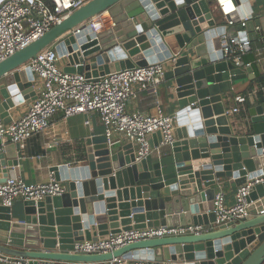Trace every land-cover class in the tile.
Listing matches in <instances>:
<instances>
[{
  "label": "water",
  "instance_id": "1",
  "mask_svg": "<svg viewBox=\"0 0 264 264\" xmlns=\"http://www.w3.org/2000/svg\"><path fill=\"white\" fill-rule=\"evenodd\" d=\"M239 1L250 13L244 28L255 34L260 20L252 16L247 0ZM104 11L115 26L94 31L89 22ZM76 27L80 31L73 33ZM227 28L214 0H89L0 61L5 123L11 121L9 109L34 98L37 77L25 65L48 47L66 59L64 72L86 77L164 63L169 69L163 76L178 107L176 140L158 157L136 161L132 143L118 147L104 134L87 138L82 165L50 169L64 183L63 194L24 201L19 220H13L11 207L0 205V252L28 259L27 264L115 257L135 263L264 264V181L250 192L248 217L208 232L140 240L103 254L69 252L74 242L96 241L121 230L208 226L216 218L212 209L218 180L241 186L264 179V101L249 107V120L237 126L224 113L233 86L255 78L252 67L237 68L224 59L221 36ZM244 28L236 27L241 37ZM18 155L15 144L0 145V182L18 166ZM114 196L125 199L118 204L119 213L110 204Z\"/></svg>",
  "mask_w": 264,
  "mask_h": 264
},
{
  "label": "built area",
  "instance_id": "2",
  "mask_svg": "<svg viewBox=\"0 0 264 264\" xmlns=\"http://www.w3.org/2000/svg\"><path fill=\"white\" fill-rule=\"evenodd\" d=\"M87 1L89 0H49L47 3L44 0H0V61L38 39ZM214 5L218 14L226 20L227 27L244 28L250 19L245 4L239 0H214ZM99 16L89 22V26L94 31L99 30ZM79 31V27L73 29V33ZM221 38L226 61L237 68L251 67V63L242 60L244 55L252 52L247 39L240 38L236 33L228 34L226 31ZM254 52L259 60L262 50L256 49ZM60 59L56 50L48 47L26 63L25 67L37 77L33 84L35 95L27 110L18 119L5 123L0 114L1 145L13 143L23 147L31 136L49 128L51 117L59 110L63 111L65 117L98 113L107 142L111 143V138L115 134L122 135L133 144L136 161L146 158L154 149L159 150L175 142V119L163 113L159 106L152 114L126 111V102L136 94L135 86H138L140 91L156 93L165 72L164 63L113 71L97 77H86L83 74L64 72L59 66ZM233 100L235 105L224 111L227 116L244 109L243 96L236 95ZM155 133H160L161 139L152 149L147 137ZM263 181L262 177H258L238 186L230 203L226 202L223 186L217 183L212 209L216 218L215 222L208 226L190 224L121 230L96 241L74 242L69 252L103 254L140 240L208 232L215 226L248 217L250 192L255 184ZM65 191V185L57 181L53 173H50L47 181L43 183H29L18 176L8 177L4 182H0V204L12 207L16 199L36 202L46 196H59ZM27 262L28 259L0 252V264H27ZM37 264L176 263L166 260L135 263L129 259L115 257L107 261L94 262L40 259Z\"/></svg>",
  "mask_w": 264,
  "mask_h": 264
},
{
  "label": "crops",
  "instance_id": "3",
  "mask_svg": "<svg viewBox=\"0 0 264 264\" xmlns=\"http://www.w3.org/2000/svg\"><path fill=\"white\" fill-rule=\"evenodd\" d=\"M247 4L252 8V16L254 18H259L260 20L259 27H256L254 30L255 34L247 32L244 28L243 30L246 31V35L241 37L239 36L237 29L232 27H228L226 29V33H236L240 38L247 39L250 43L252 53L256 49L262 50V55L259 60L256 57L255 52L253 54L255 55V63L257 64L259 72L264 74V0H247ZM98 18L100 31H106L114 28L115 23L113 22L109 11H104ZM65 60V58H61L59 61V66L62 69L65 66ZM167 69H169V67L165 68V71ZM250 81L251 80L246 79L237 82L233 86L232 91L226 95V109L235 105L233 98L236 95H241L245 98V100L247 99V107L244 106V109L240 112L228 116L230 124L237 126L245 121H248V108L257 106L261 103L257 100V91L264 92V87L259 88L255 82L251 83ZM134 90L136 92L135 96L129 98L126 102L127 112L140 111L152 114L155 112L157 106H159L163 113L168 114L171 117H174L177 113L178 107L174 91L170 86V81L166 80L164 76L158 85L156 93L146 90L140 91L138 90V86H135ZM32 100L33 99L31 97H28L18 106L9 109V114L11 115L10 120H15L21 117L31 104ZM1 101L2 98L0 95V104ZM103 133L104 130L98 113L91 112L87 115L78 114L65 117L63 111L59 110L51 117L50 126L46 131L31 136L26 140L23 147L16 145L17 150L19 151V164L18 166L10 169L8 177L18 176L29 183L46 182L49 174L52 173L50 169L53 166L60 164H67L70 166L82 165L86 148L85 140ZM159 141L157 133L149 136V142L153 149L158 145ZM111 143L115 146L121 147L129 142L122 135L115 134L111 138ZM165 148L166 147L160 148L159 150L154 149L152 150L151 155L156 158L158 155L162 154V151ZM111 169L113 171L112 167ZM2 178L3 177L0 176V179ZM217 183H220L223 186L226 202H232L233 195L238 186L230 183L227 178L220 179ZM120 200L123 201H119V198L114 196L113 201L110 203L115 206V209L113 210L116 213H119L118 204L125 202L123 197H121ZM11 210L13 220L22 219L24 216V201L16 199L11 207ZM120 219L121 218L119 217L118 224H120ZM133 224L134 223L131 222L129 226H133ZM119 228H121L120 225Z\"/></svg>",
  "mask_w": 264,
  "mask_h": 264
},
{
  "label": "trees",
  "instance_id": "4",
  "mask_svg": "<svg viewBox=\"0 0 264 264\" xmlns=\"http://www.w3.org/2000/svg\"><path fill=\"white\" fill-rule=\"evenodd\" d=\"M45 2H49V0H44ZM216 12L217 8L215 7ZM242 60L244 62H249L251 63V67L254 70V73L256 74V78L254 80H251V83H254L259 87H264V74H261L257 68V64L255 63V55L252 52H249L248 54L244 55L242 57ZM257 100L258 102H263L264 101V92L257 91ZM245 107H247V99L245 100Z\"/></svg>",
  "mask_w": 264,
  "mask_h": 264
}]
</instances>
